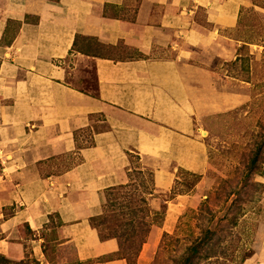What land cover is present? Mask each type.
Wrapping results in <instances>:
<instances>
[{"label": "crops", "instance_id": "obj_1", "mask_svg": "<svg viewBox=\"0 0 264 264\" xmlns=\"http://www.w3.org/2000/svg\"><path fill=\"white\" fill-rule=\"evenodd\" d=\"M246 2L42 0L33 23L28 0H0V254L128 264L110 257L116 242L101 241L90 217L103 212L108 188L130 180L128 151L155 159L168 183L178 166L206 169L189 61L198 48H225ZM90 27L100 52L84 48ZM71 63L74 71L92 63L94 92L68 80ZM187 200L180 193L168 204L165 231Z\"/></svg>", "mask_w": 264, "mask_h": 264}, {"label": "rangeland", "instance_id": "obj_2", "mask_svg": "<svg viewBox=\"0 0 264 264\" xmlns=\"http://www.w3.org/2000/svg\"><path fill=\"white\" fill-rule=\"evenodd\" d=\"M224 35L221 43L225 48L209 52L198 48L196 58L189 61L188 80L196 104L194 122L206 144V169L192 171L197 176L179 173L176 183L181 166H171L175 169L173 181L157 184L160 188L151 193L150 183H142V176L130 170L132 184L123 191L148 217L149 209L163 207L171 190L184 188L188 194L186 207L171 231L163 229V222L152 221L132 264H183L192 255L194 264H255L264 248V0H247L236 25ZM82 42L84 48L100 52L95 39ZM68 68L72 70L68 80L95 91L92 63L75 71L72 63ZM155 162L134 157L131 167L156 169ZM112 197L109 192L106 206ZM174 200L167 201V209ZM109 208L116 207L105 208L106 223L113 219ZM199 242L205 244L192 254Z\"/></svg>", "mask_w": 264, "mask_h": 264}, {"label": "trees", "instance_id": "obj_3", "mask_svg": "<svg viewBox=\"0 0 264 264\" xmlns=\"http://www.w3.org/2000/svg\"><path fill=\"white\" fill-rule=\"evenodd\" d=\"M40 1L42 0H28L27 9L25 12V20L28 22L36 23L39 20V12H40ZM9 23H15L18 25V21L8 20ZM91 32L90 36H82L85 40L95 39L97 34L96 27H90ZM75 44V42H74ZM100 44V43H99ZM90 142V140H88ZM128 156L130 157V161L132 162L133 158H137L140 160V156L136 153L128 151ZM131 169L135 170L137 174L141 175V182L150 183V191L151 193L153 190L159 189V186L168 185V182H165L159 178L158 169H146L145 171L141 169ZM155 171L157 174H155ZM179 173L189 174L191 176H195L196 173L189 171L187 169H183L182 167H178L177 169V179L175 182H178V178L180 177ZM197 176V175H196ZM131 180H133L131 178ZM132 182V181H131ZM130 180L127 183L118 184L113 187L108 188L107 194L109 192L113 194L112 203L108 206H114L116 208H109L111 216L113 219L110 220V223H106L107 210L108 208L106 204L104 205L103 212L90 217V222L93 228L96 230L98 238L101 241L107 239H114L116 242V250L114 253L110 255V257L116 256L118 258H125L128 264H132V258L138 255L139 249L144 241H146L149 232L151 230L152 221H156L162 223L164 221V217L167 210V201L176 197L177 194L185 193L186 189H178V190H171L170 194L167 195L168 197L163 200V207L157 209H149L151 217L144 212V208L141 206L134 207L133 200L131 196H129L123 188L131 186ZM187 182V181H185ZM158 184V185H157ZM175 188V187H174ZM170 190V189H169ZM116 193H113L115 192ZM153 194V193H152ZM144 201V197L140 198ZM108 200V196H107ZM106 200V203H107ZM109 202V201H108ZM161 206V205H160ZM99 220V224L96 221ZM101 228H99V227ZM166 234V232H164ZM205 244V243H204ZM203 242H199L192 248V254L199 252V247L204 245ZM47 252V248L45 249ZM193 256V255H192ZM192 256H187L183 262V264H194ZM11 262H16L8 257L0 254V264H9ZM22 262V261H18Z\"/></svg>", "mask_w": 264, "mask_h": 264}, {"label": "bare ground", "instance_id": "obj_4", "mask_svg": "<svg viewBox=\"0 0 264 264\" xmlns=\"http://www.w3.org/2000/svg\"><path fill=\"white\" fill-rule=\"evenodd\" d=\"M203 133L205 134L206 132H205V131H203Z\"/></svg>", "mask_w": 264, "mask_h": 264}]
</instances>
